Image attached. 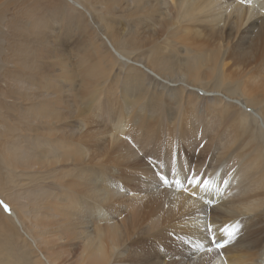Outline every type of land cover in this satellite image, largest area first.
<instances>
[{"label": "bare ground", "instance_id": "bare-ground-1", "mask_svg": "<svg viewBox=\"0 0 264 264\" xmlns=\"http://www.w3.org/2000/svg\"><path fill=\"white\" fill-rule=\"evenodd\" d=\"M67 1L78 9L84 7L81 0ZM97 1L108 13L125 18L129 33L114 32L111 24L103 28L100 19L97 26L102 25L105 32H96L94 41L76 49L73 68L59 64L57 93L43 90L38 82H25L33 92V103L24 106L21 118L32 130L28 140L35 150L18 144L23 149L20 161L44 171H53L57 165L68 169L58 177L60 189H48L42 211L33 214L31 235L22 228L28 216L23 207L12 205L5 211L7 204L0 199L3 219H12L29 236L36 248L35 264L61 263L54 246L65 233L81 245L76 264H125L132 235L150 234L163 242L169 233L188 238V251L180 257L184 264H263L264 0ZM168 1L172 4L166 8ZM219 23L225 36L235 39L224 49L212 42ZM104 46L109 51H101ZM118 47L140 52L129 58ZM116 64L129 67L123 82L114 71ZM230 76L229 93H220L219 84ZM210 80L214 85L207 90L204 84ZM147 85L154 86L151 90ZM198 109H204L203 116H214L207 135L214 129L217 133L199 149L197 156L204 161L194 165L189 149L192 137L200 133L192 128L209 125ZM149 157L162 164L174 159L182 180L191 164L210 180L211 190L189 187L185 192L158 185L147 163ZM134 181L151 197L142 214L131 213L125 201L118 199L123 191L134 193L128 188ZM183 183L187 186V181ZM193 191L194 196L189 194ZM161 206L171 208L170 217H157ZM120 209L123 215L115 221ZM237 222L241 229L235 241L207 251L210 245H205L202 231L206 224L217 230ZM40 242L48 249L38 247ZM201 243L203 248L198 247ZM5 252L0 250V264L28 262Z\"/></svg>", "mask_w": 264, "mask_h": 264}, {"label": "rangeland", "instance_id": "rangeland-1", "mask_svg": "<svg viewBox=\"0 0 264 264\" xmlns=\"http://www.w3.org/2000/svg\"><path fill=\"white\" fill-rule=\"evenodd\" d=\"M85 2V0H81V4L84 7L83 9H78L67 0H0V199L7 204L8 208L12 209V205H14V207L24 208L25 214L28 216L22 220V223H24L22 228L23 231L29 235H31L29 231L32 226V221L35 220L36 217L33 216V214L35 215L42 211V204L45 203L43 197L47 196V193L60 189L57 185L61 178L58 177L66 172L65 170L68 168L63 165H57V168L54 170L57 169L56 171H58L59 167L62 168L58 171L60 173L53 170L54 173L52 170L48 171L45 169L44 171V169L40 170L37 167H28L24 164L25 162L22 163L20 161L23 154L22 156L18 154H21L20 151L23 150V147H28L30 151L35 150L32 141L28 140L31 139L32 130L27 128L21 118V112L24 106L33 103V92L26 88V83H28V81L30 84L38 82L43 90L49 91L50 89L51 92L57 93L58 88L61 86L59 82L56 81L59 64L61 65L65 62L67 64L66 69L70 70V67L73 68L72 65H74L75 62V53L79 46L83 43V45L87 44L90 40L94 41L93 36L95 33L104 30L102 29V25L104 28V24L107 27L111 24L114 27V32L119 33L120 31L122 34L129 33L128 30L130 29L125 18L117 16L118 14L112 12L111 14L108 13L104 8L99 6L97 0ZM169 4L172 3L168 1L164 6L169 8L171 7ZM93 5H96L95 9L92 8ZM121 19L124 20V22ZM99 20L102 25L98 27L97 24L100 23ZM222 24L223 23H219L217 25L216 31L212 36V42L214 45L224 49L227 46H231L235 39L234 37L225 36L223 33L224 30H220ZM97 40L99 41V39ZM106 48L107 47L104 46V49L101 51H107L108 48L107 50ZM118 49L120 52L127 54L129 58H134L136 53L140 52L137 49L135 51L132 47H118ZM93 55H95V53ZM59 57L60 59H58ZM97 57L98 55L92 58L96 59ZM108 58H110V56L107 55L105 57V62L108 61L104 63L106 67L110 64ZM125 67L126 65L122 68L121 65L118 64L114 67V71L119 74V82H123L124 76L130 72L129 67ZM75 72L76 70L71 71V75L72 73L75 75ZM20 81H22V84ZM231 81L232 76L227 77V82L225 84H219V92H228L226 86L229 85ZM146 82H148V80H146ZM213 83L214 80H210L208 84L206 83L207 85L204 84V88L210 90L214 85ZM147 86L152 90L154 85ZM156 87L159 88L157 85ZM28 95L30 96L29 98H27ZM200 97L202 98L203 96L200 95ZM237 97L242 99L241 96ZM206 98L213 97L209 96ZM51 99L53 100L54 98ZM212 101L215 102L214 99ZM212 101L209 102L210 105H212ZM53 106H55V102H53L52 107ZM198 111V115L202 116V120H204L205 123L208 122L209 125L207 127L198 125L192 128L200 133L197 135L196 139L192 137L193 144L191 145V149H189L193 156L191 163L194 165H200V163L204 161L197 156L199 149L202 148L201 145L210 144L212 138L217 133V129H214L207 135L208 131L211 129V118H214V116L212 114L203 116L205 112L204 109H198ZM16 123L17 125L19 124L18 126L21 129L16 126ZM24 124L25 127H23ZM18 144H20L19 146H22V148L18 147ZM14 145L17 146V150ZM183 152L186 155V150H183ZM206 154L209 153L207 152ZM16 156L17 158L19 156L18 160L15 158ZM210 159L211 158L205 160L210 161ZM144 161L146 162V158ZM144 161L140 164L143 165ZM183 165L184 164H181V166ZM175 166L177 167V165ZM29 170H31V172ZM51 176H53V178ZM131 177L132 181L133 176ZM135 183L134 181V183L128 185V188H131L134 193L130 195L128 194L129 192L123 191L121 196H119L121 199L117 198L125 201L131 213L136 212L142 214L147 209L145 205L151 202V197L147 195V192H144L143 187H141L138 182L137 184ZM48 189L50 190L49 192ZM125 192L127 195L124 196ZM122 211L124 212V209L116 211L117 215L114 219L115 221L120 219L121 214L123 215ZM156 212L157 217L163 219L165 217H170L171 208L161 206ZM3 214H5V211H3L0 206V250H7L5 253L10 255L13 254L16 259L21 258V261L27 260L28 262L25 261L27 264L30 262L35 264L34 258L36 257V248L31 245L29 236H27L25 232L21 233L11 221L12 219H3ZM32 217H34V219H32ZM67 235L69 234L65 233L63 237H60L61 239L54 236L56 240L60 239L57 241L55 240L57 246L55 245L54 247L56 251L58 250L57 253L59 252L60 264H76L81 245L77 241L74 242L73 239L70 240L69 238L71 237H67ZM166 237L168 239L166 241L164 239L162 242L155 241L150 234L132 235L128 241L127 257H123V259L125 258V264H156V262L157 264H184L180 257L183 252L188 251V243H182V237L176 233H169ZM63 239H65V242ZM205 245H208L207 241ZM38 247L42 250H45V248L48 249V245L44 244V242H40ZM32 259L34 260L32 261Z\"/></svg>", "mask_w": 264, "mask_h": 264}, {"label": "snow or ice", "instance_id": "snow-or-ice-1", "mask_svg": "<svg viewBox=\"0 0 264 264\" xmlns=\"http://www.w3.org/2000/svg\"><path fill=\"white\" fill-rule=\"evenodd\" d=\"M243 2V0H242ZM203 147V145H201ZM148 166L152 170V175L156 178V183L158 185H163L168 187L170 185L175 186L178 191L188 192L189 187L192 189L199 188L201 191H210L211 189L208 187L210 184V180L204 178L199 173H197L191 164L188 165L187 171L184 172L183 180L179 178L175 160L172 159L168 164L157 163L151 157L148 158ZM169 176L172 179H169ZM183 181H187V186L183 183ZM227 183V181H225ZM190 195H195V191L189 193ZM3 202H0L2 204ZM207 203H210L207 202ZM5 211H9L7 205H3ZM241 225L239 222L235 224H225L217 230H214L211 224H206L203 228V233L210 245L207 248V251L211 252L214 249H221L226 245L232 243L237 239V236L240 233ZM182 243H187V241L181 238ZM205 245L201 243L198 247L203 248Z\"/></svg>", "mask_w": 264, "mask_h": 264}]
</instances>
